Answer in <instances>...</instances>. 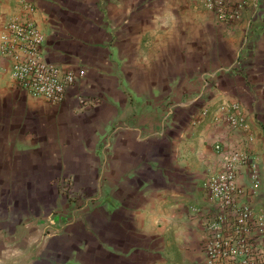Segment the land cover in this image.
<instances>
[{
  "label": "crops",
  "instance_id": "crops-1",
  "mask_svg": "<svg viewBox=\"0 0 264 264\" xmlns=\"http://www.w3.org/2000/svg\"><path fill=\"white\" fill-rule=\"evenodd\" d=\"M231 1L245 6L223 24L198 0H0V38L31 20L45 60L78 78L51 105L0 56V264H203L191 208L218 145L252 157L237 186L264 215V0ZM221 102L248 133L203 114ZM58 179L78 194L44 207Z\"/></svg>",
  "mask_w": 264,
  "mask_h": 264
},
{
  "label": "built area",
  "instance_id": "built-area-1",
  "mask_svg": "<svg viewBox=\"0 0 264 264\" xmlns=\"http://www.w3.org/2000/svg\"><path fill=\"white\" fill-rule=\"evenodd\" d=\"M218 21L231 24L245 6L244 1L198 0ZM26 10L32 6L23 3ZM43 35L27 18L11 21L0 38V56L8 59L11 76L20 90L51 105L59 104L65 93L77 85L72 71L48 63L41 50ZM214 122L226 124L248 133V124L239 104L221 102L215 109L203 110ZM247 141H251L248 136ZM223 155L221 169L202 184L207 206L191 208L202 212L201 252L203 264H264V215L244 201L246 195L237 186L241 167L252 168V157L240 146L226 150L215 147ZM255 183L257 176L252 173Z\"/></svg>",
  "mask_w": 264,
  "mask_h": 264
},
{
  "label": "rangeland",
  "instance_id": "rangeland-1",
  "mask_svg": "<svg viewBox=\"0 0 264 264\" xmlns=\"http://www.w3.org/2000/svg\"><path fill=\"white\" fill-rule=\"evenodd\" d=\"M44 190L43 195V203L44 207H48L49 205H52L54 199L59 193L63 198L72 201V198L74 196L76 197V194H78L75 190V187L69 183L67 180H55V184L51 185H44L42 186ZM49 194V195H48ZM53 196V198H50Z\"/></svg>",
  "mask_w": 264,
  "mask_h": 264
}]
</instances>
